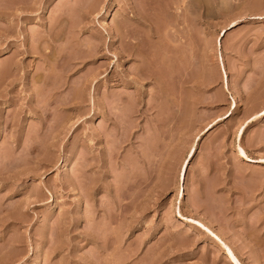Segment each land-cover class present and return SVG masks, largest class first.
Returning a JSON list of instances; mask_svg holds the SVG:
<instances>
[{
	"label": "rangeland",
	"instance_id": "obj_1",
	"mask_svg": "<svg viewBox=\"0 0 264 264\" xmlns=\"http://www.w3.org/2000/svg\"><path fill=\"white\" fill-rule=\"evenodd\" d=\"M263 107L264 0H0V264H264Z\"/></svg>",
	"mask_w": 264,
	"mask_h": 264
},
{
	"label": "bare ground",
	"instance_id": "obj_2",
	"mask_svg": "<svg viewBox=\"0 0 264 264\" xmlns=\"http://www.w3.org/2000/svg\"><path fill=\"white\" fill-rule=\"evenodd\" d=\"M112 7V6H111ZM112 14V13H111ZM233 24V23H232ZM235 106H236V102L234 103ZM262 113H264V107L262 109ZM210 126L208 125L207 129H209ZM194 149L190 150L189 154L187 155L186 159L184 160L183 164H182V167H181V170H180V174H179V181H180V184H179V188L177 189V193H176V197L177 199H185V195H186V192H185V186H184V180H185V173H186V169L188 167V164H189V161L190 159L193 157V154L195 151H193ZM190 157V158H189ZM185 162H187L185 164ZM241 264V263H240Z\"/></svg>",
	"mask_w": 264,
	"mask_h": 264
},
{
	"label": "snow or ice",
	"instance_id": "obj_3",
	"mask_svg": "<svg viewBox=\"0 0 264 264\" xmlns=\"http://www.w3.org/2000/svg\"><path fill=\"white\" fill-rule=\"evenodd\" d=\"M261 115L264 116V113H262ZM220 119H221V120H225V117L222 115V116L220 117ZM252 119L254 120V119H256V117H252ZM249 123H250V121H245L244 123H242V124L240 125V127L238 128V134H245V130L247 129ZM197 139H199V137H197ZM237 147H238V149H239V155H240L241 157L247 158L246 153H245V149H244L243 147H240L239 145H237ZM193 151H194V150H193ZM189 158H190V157H189ZM186 163H187V162H185V164H186ZM194 223H195V221H194ZM200 227H201V228H204V225L201 224ZM205 230H207V229H205ZM217 239H218V238H217ZM228 255H229V257H231V259H232V261H233V264H240V261L236 258L235 255H233V253H232V251H231L230 249L228 250Z\"/></svg>",
	"mask_w": 264,
	"mask_h": 264
}]
</instances>
